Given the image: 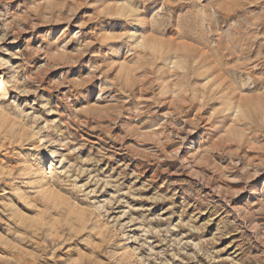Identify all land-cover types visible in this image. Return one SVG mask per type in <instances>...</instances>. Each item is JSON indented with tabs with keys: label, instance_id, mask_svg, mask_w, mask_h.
I'll return each instance as SVG.
<instances>
[{
	"label": "rangeland",
	"instance_id": "rangeland-1",
	"mask_svg": "<svg viewBox=\"0 0 264 264\" xmlns=\"http://www.w3.org/2000/svg\"><path fill=\"white\" fill-rule=\"evenodd\" d=\"M0 264H264V0H0Z\"/></svg>",
	"mask_w": 264,
	"mask_h": 264
},
{
	"label": "bare ground",
	"instance_id": "bare-ground-1",
	"mask_svg": "<svg viewBox=\"0 0 264 264\" xmlns=\"http://www.w3.org/2000/svg\"><path fill=\"white\" fill-rule=\"evenodd\" d=\"M122 1V0H121ZM142 11V10H141ZM136 13V12H135ZM137 14V13H136ZM136 16V15H135ZM137 16H139L138 14H137ZM136 18V17H135ZM191 141H193L192 142V146L190 145V146H187V147H185V148H183L184 150V152L185 153H188V151L189 150H191L192 148L194 149V147L196 146V144H197V142L195 141V139L193 138ZM188 143H190V142H188ZM193 144H195L194 146H193Z\"/></svg>",
	"mask_w": 264,
	"mask_h": 264
}]
</instances>
